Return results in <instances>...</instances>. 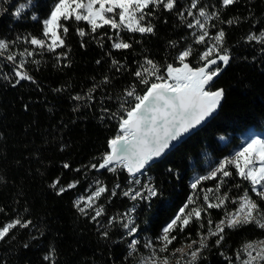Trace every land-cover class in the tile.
Here are the masks:
<instances>
[{
  "label": "trees",
  "instance_id": "trees-1",
  "mask_svg": "<svg viewBox=\"0 0 264 264\" xmlns=\"http://www.w3.org/2000/svg\"><path fill=\"white\" fill-rule=\"evenodd\" d=\"M55 2L58 0H0V39L9 45L0 53V227L17 217L30 222L0 240V264H142L153 251L158 260L168 257L169 264H177L181 253L174 249L198 241V232L207 236L208 220L214 222V228L226 210L237 207L233 201L245 192L264 209V201L252 192L250 182L229 166L233 174L224 178L219 193H227L226 207L209 209L202 213L201 221L193 217L183 233L179 228L172 233L177 239L168 251L159 252L157 238L188 198L206 208L203 190L215 189L220 182L218 174L217 179L201 181L193 190L192 177L205 176L230 158L247 130L260 132L264 128V44L247 40L249 35L259 36L264 31V0H238L227 8L221 0H198L197 8L191 9L193 16L187 15L192 0H176L171 11L150 6L146 11L152 14L144 22L153 26L150 34L117 33L107 25L92 33L84 21H62L69 29L64 37L66 46L49 52L29 41L42 37L43 20ZM21 4L26 7L17 18L15 12ZM200 8L217 12L219 19L208 21L206 43L196 44L193 34L198 35L199 29L187 25L195 23ZM229 20L236 22L228 24ZM78 28L87 35L80 37ZM221 29L230 62L221 64L224 68L212 88L224 90L214 119L148 168L138 184L133 182L137 177L130 178L124 169L98 172L91 168L108 153V141L118 135L120 118L135 103L127 91L134 87L142 95L146 90L134 75L144 61L152 60L164 75L167 65L181 66L177 57L190 47L192 54L185 62L197 68L203 64L200 55L213 43L210 37ZM117 35L130 44L128 49L112 48ZM26 50L33 56H20ZM9 54L16 57L14 62L6 59ZM21 60L24 65L19 70L32 79L17 83L15 65ZM154 80L150 78V82ZM219 137H226L227 143L222 145ZM209 159L213 164L207 167ZM56 181L59 183L53 187ZM69 184L75 187L68 188ZM101 186L106 192L81 213L77 202ZM62 187L67 190L60 193ZM148 187L159 195L136 200L124 195L140 191L148 197ZM210 196L214 199L215 193ZM97 208L103 213L92 220ZM129 217L137 228L135 251L129 247L133 237L123 227ZM217 239L207 237L208 247L201 250L196 264H242L248 257L246 245L264 240V229L254 223L226 228L219 245ZM149 241L153 248L145 247Z\"/></svg>",
  "mask_w": 264,
  "mask_h": 264
},
{
  "label": "snow or ice",
  "instance_id": "snow-or-ice-1",
  "mask_svg": "<svg viewBox=\"0 0 264 264\" xmlns=\"http://www.w3.org/2000/svg\"><path fill=\"white\" fill-rule=\"evenodd\" d=\"M197 2L198 0H192L187 11L188 16L194 15L191 9L197 8ZM237 2L238 0H221V5L223 8H227ZM150 6H162L164 10L171 11L176 7V0H58L54 3L50 14L43 20L42 37H33L29 42L33 47L47 49L49 52H55L56 49L65 47L64 37L69 29L62 21L67 22L72 19L77 23L86 22L92 33L107 25L111 29L117 30V33L120 30H126L130 33L150 34L154 31L153 26L150 23H144L146 17L152 14L151 11H146L150 9ZM25 7V4L19 6L15 12L17 18L22 15ZM179 15L183 17L184 13L181 12ZM116 17H118V20ZM213 18L219 19L217 12L209 13L205 8H200L195 23L187 25L189 28L199 29L198 35L193 34L196 44L206 43V38L209 37L208 21ZM33 19H35L34 16ZM235 22V20L227 21L228 24ZM212 27H215V25H212ZM77 34L80 37L87 35L84 29L79 28ZM210 39L213 43L206 47V50L200 55L203 64L198 68L190 67L189 63L185 62L192 54L190 47L181 51L177 57L181 66L167 65L166 74L164 75L160 74V68L152 60L146 59L144 61L140 70H137L134 75L140 83L147 86L146 90L142 95L137 94L134 87L127 91L126 95L134 97L135 103L125 110L126 118L122 117L119 120V132L121 134L108 141L110 151L103 156L102 162L98 165H91V168L96 171L107 169L109 172H115L117 168H121L135 178L138 173L142 174L151 163L162 157L171 147H174L173 142H177L185 133L196 128L216 111L224 96V90L217 89L213 91L211 89L215 83V78L222 71L220 64L227 66L230 62V55L224 47V30H219ZM247 40H255L264 44V31H261L259 36L249 35ZM8 47L9 45L0 39V53L6 51ZM129 47L130 44L121 41L118 35L112 44V48L116 50L128 49ZM33 54L32 51L26 50L20 53V56L31 57ZM6 59L14 62L16 57L9 54ZM97 63H100V61H97ZM112 63L115 66L118 62L113 60ZM23 65V60L15 65V75L18 77L17 83L20 80L32 79L27 73L19 70L22 69ZM214 65L215 68H213ZM119 70L117 68V71ZM152 77H155V80L150 82ZM74 99H80V97H74ZM229 166L235 168L236 175L241 179L249 181L252 192L260 201H264V139H251L237 150L231 158L220 161L218 166L207 175L197 177L191 184V188L196 190L201 181L217 179L218 174H220V182L217 183L215 189L203 190V203L206 208L196 205L194 198L190 196L187 203L179 210V213L162 229V234L157 238L161 245L159 248L160 253L167 252L169 246L177 239V236L172 234L177 228H179L180 233H183L193 222V217L196 221H201L202 213H207L209 209L226 207L225 202L228 200V195L227 193L223 195L219 193L224 178L233 174L228 170ZM64 168H69V165L64 164ZM133 182L139 183V180ZM57 183L59 181L54 182L52 186L56 187ZM67 187H75V184H69ZM66 190L67 188L62 187L60 193ZM105 192V187H97L88 197H81L76 207L81 213H85L87 209L93 207L95 201ZM212 193H215L214 199L210 196ZM115 194L113 192V195ZM124 195L136 200L137 198L150 199L156 197L159 193L155 188H148V197H143L140 191H126ZM81 203H83V207L80 206ZM233 203H236L237 207L232 211L226 210L224 217L215 224L214 228L212 227L214 222L211 219L208 220L207 236L198 232L199 240H190L185 245L188 248L187 252H184L182 248L174 249L175 253H181L180 258L177 259V264H196L201 250L208 247L207 237H218L216 244L219 245L224 240L226 228L236 229L254 223L259 228L264 229V209L260 208L257 200L245 192L239 200L233 201ZM190 205L195 206L186 211ZM102 213L103 209L97 208L91 219L96 220ZM114 219H109L108 224L111 225ZM28 223L30 222H22L19 217L7 222L0 227V240L5 239L10 231L17 226L20 228L28 227ZM133 223V220L129 218L123 227L127 230V235L133 237L130 240L129 247L132 251H135L138 241L135 239L137 228L132 226ZM200 227L202 228L203 225L201 224ZM103 235L107 236V232L105 231ZM145 247L153 248V243L149 241L145 244ZM249 250L254 251L255 255ZM245 251L249 258L244 260L242 264H253V261L259 264L260 261H264V240L256 245L247 244ZM48 258L45 257L46 260ZM145 264H169V259L164 257L162 260H158L155 251H153Z\"/></svg>",
  "mask_w": 264,
  "mask_h": 264
},
{
  "label": "water",
  "instance_id": "water-1",
  "mask_svg": "<svg viewBox=\"0 0 264 264\" xmlns=\"http://www.w3.org/2000/svg\"><path fill=\"white\" fill-rule=\"evenodd\" d=\"M222 64V63H221ZM220 64V66H221V68H222V70H223V66ZM202 66V65H201ZM198 67H200V66H198ZM197 67V68H198ZM216 66L214 65L213 66V68H215ZM221 73H222V71H221ZM220 73V74H221ZM217 78H215V80H216ZM213 88V87H212ZM218 89H222V88H218ZM212 90V89H211ZM215 90H217V89H215ZM214 90V91H215ZM223 99V98H222ZM222 100H221V103H220V105L217 107V109H216V111L215 112H213L209 117H207L204 121H202V123L200 124V125H198L196 128H194V129H191L188 133H185L182 137H180L179 138V140L177 141V142H173V144L175 145L174 147H171L169 150H167L166 151V153L162 156V157H160V158H158V159H156L153 163H151V165L150 166H148L144 171H143V173L148 169V168H150V167H152L155 163H157V162H159V161H161L166 155H168L169 153H170V151H172V150H174V148H176L178 145H180L181 143H183L184 142V140L185 139H187L188 137H190L191 135H193V134H195V132H197L200 128H202L203 126H205L207 123H209L210 121H212L213 119H214V116H216L217 115V113H218V111H219V109H220V106H221V104H222ZM124 118H126V117H124ZM119 134H121L120 132H119V128H118V135ZM110 151V149L108 148V152ZM102 162V161H101ZM105 170H107V169H101V170H99L98 172H103V171H105ZM125 172L127 173V171L125 170ZM142 173V174H143ZM127 175L130 177V178H133V177H131L128 173H127ZM137 176H140V173H138L137 175H136V177Z\"/></svg>",
  "mask_w": 264,
  "mask_h": 264
},
{
  "label": "rangeland",
  "instance_id": "rangeland-1",
  "mask_svg": "<svg viewBox=\"0 0 264 264\" xmlns=\"http://www.w3.org/2000/svg\"><path fill=\"white\" fill-rule=\"evenodd\" d=\"M116 19L118 20V17H116ZM250 132H256V131H253L252 129H249V130L246 131V133L240 135V141H239V144H238L237 146H235V148H233V149L231 150L230 158H231V157L235 154V152L240 148V145H241L242 142H243V138H244V136H246V134H248V133H250ZM257 133H260V134H261V133H264V128H263L260 132L257 131ZM218 139H219V142H220L222 145L226 144L227 141H228V139H227L226 137H219ZM205 163H206V166H207V167H210V165L213 164L212 161H211L210 159L207 160ZM143 174H144V173H143ZM140 175H142V174H140ZM139 177H140V176H137V178H136L135 180H139ZM197 177H198L197 174H195L194 177H192V183L197 179ZM139 182H140V181H139ZM135 184H138V183H135ZM148 188H149V187H148ZM129 218H132V217H129ZM256 244H259V242H258V243H255L254 245H256ZM182 249H183L184 252H186V251L188 250L187 247H184V248H182ZM250 251H252V250H250ZM252 254L255 255V252L252 251ZM248 258H249V257H247V259H248ZM146 260H147V259H145V260L142 262V264H145V261H146ZM253 264H257V262H256V261H253ZM259 264H264V261H260Z\"/></svg>",
  "mask_w": 264,
  "mask_h": 264
},
{
  "label": "bare ground",
  "instance_id": "bare-ground-1",
  "mask_svg": "<svg viewBox=\"0 0 264 264\" xmlns=\"http://www.w3.org/2000/svg\"><path fill=\"white\" fill-rule=\"evenodd\" d=\"M251 139H264V133L260 134V133H257V132H250V133L246 134V136H244V138H243V142L240 145V148L243 147Z\"/></svg>",
  "mask_w": 264,
  "mask_h": 264
}]
</instances>
